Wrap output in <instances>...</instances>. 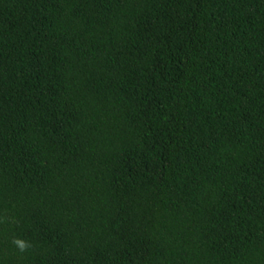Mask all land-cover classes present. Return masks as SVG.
Listing matches in <instances>:
<instances>
[{"label": "trees", "instance_id": "trees-1", "mask_svg": "<svg viewBox=\"0 0 264 264\" xmlns=\"http://www.w3.org/2000/svg\"><path fill=\"white\" fill-rule=\"evenodd\" d=\"M0 264H264V0H0Z\"/></svg>", "mask_w": 264, "mask_h": 264}, {"label": "clouds", "instance_id": "clouds-1", "mask_svg": "<svg viewBox=\"0 0 264 264\" xmlns=\"http://www.w3.org/2000/svg\"><path fill=\"white\" fill-rule=\"evenodd\" d=\"M15 243L19 246L20 250L23 251L26 248V244L23 241H15Z\"/></svg>", "mask_w": 264, "mask_h": 264}]
</instances>
